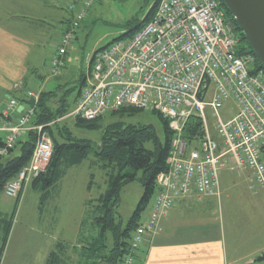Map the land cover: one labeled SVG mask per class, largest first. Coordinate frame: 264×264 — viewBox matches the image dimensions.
<instances>
[{
  "label": "built area",
  "instance_id": "built-area-1",
  "mask_svg": "<svg viewBox=\"0 0 264 264\" xmlns=\"http://www.w3.org/2000/svg\"><path fill=\"white\" fill-rule=\"evenodd\" d=\"M97 1L56 0L71 17L51 61L52 75L62 72L67 48ZM237 47L218 0H160L153 19L130 39L93 54L73 115L92 122L124 109L149 111L167 121L173 134L168 169L156 177L149 215L133 234L125 264H134L143 236L155 237L182 198L220 196L219 173L228 159L232 174L246 176L250 189L264 194V70ZM26 98L38 99L33 92ZM228 100L237 112L224 121L218 111ZM17 107L10 99L0 109L5 122L0 157L24 134L34 133L35 141L27 166L3 190L9 198L44 172L52 157L48 132L32 123L33 109L14 117ZM206 108L213 112V131ZM192 116L201 119L202 135L188 142L182 131Z\"/></svg>",
  "mask_w": 264,
  "mask_h": 264
},
{
  "label": "rangeland",
  "instance_id": "rangeland-1",
  "mask_svg": "<svg viewBox=\"0 0 264 264\" xmlns=\"http://www.w3.org/2000/svg\"><path fill=\"white\" fill-rule=\"evenodd\" d=\"M4 1L6 0H0V5ZM151 6L152 2L146 3L145 0H98L79 28L77 38L75 37L76 39L67 48L63 58L64 68L59 76L52 75L51 61L57 54L58 41L61 34L58 39H46L44 51L48 52V58L36 66L39 73L45 78L50 77V81L42 85L40 82L30 78L28 85L32 89H26L25 84L21 85V88L26 91L25 97H27L29 92H33L39 97L41 90L43 92L55 90V92H59L57 94L58 99L49 102V106L53 110L59 108L58 101L63 95L65 87L70 90L65 96L67 111L63 117L49 124L57 123V128L55 127L52 130L53 133L57 135L60 130L65 135L69 134V138L73 140H82L94 146L101 141L104 129L119 118L124 125H151L155 129L159 141L164 144L165 137L162 122L157 114L153 112L141 111L133 115L123 114L122 116L107 114L97 121L96 128L92 129L78 126L73 115L77 105L75 100L79 91L78 81L88 79L89 62L93 54L118 40L127 31L128 27L133 26L147 15ZM65 17L70 19L71 15H68L67 18V13H65ZM65 24L67 25V23ZM17 46L21 48L23 41L18 43ZM19 63L20 58L15 56L14 46L10 47L8 40L1 43L0 86L7 84L9 77L14 74L15 68ZM21 90L17 87V92H1L3 96H0V102L1 100L6 102L0 106V109L5 106L11 96L21 98L20 93H18ZM19 104L18 102L16 111L19 108ZM21 106L25 107L22 101ZM28 108L30 107L28 106ZM27 109L24 111L25 113ZM236 112L235 105L231 100H228L219 108L218 114L224 121H228L236 115ZM23 113L19 114V116ZM205 116L209 128L213 131L214 119L212 110L206 108ZM2 123L4 125L5 122ZM0 133L2 138L5 132ZM26 136L27 134L20 136L13 147L15 148ZM50 142L52 143V139ZM10 152L1 158L6 159L7 157L10 159L19 153L17 148L12 153ZM88 163L89 161L67 170L66 175L51 190L48 203L42 204L40 193L31 188V182L34 178L24 181L13 198L5 197L4 193L0 194V216L12 222L0 264H44L48 254L57 243L73 244L77 241L79 224L84 217V201L89 196L93 199L97 198L105 188L103 185L104 178L96 175L95 183L98 188L93 190L91 194L87 192ZM229 165L230 160L228 159L225 163L226 168L219 173L221 185V218L219 219V224H221L222 234L225 236L226 242L233 243L238 231L245 228L246 223L255 216L252 199L257 195L256 199L262 197L264 201V196L261 191L250 189V182L246 176L232 174L228 170ZM137 176L139 177L140 173ZM13 179L15 177L11 180ZM142 194L143 187L138 181L122 186L117 212L123 226L126 225L133 214ZM150 207L151 203L143 213L142 220H146ZM3 221L0 218V240L3 235ZM149 237L151 236H143L144 239Z\"/></svg>",
  "mask_w": 264,
  "mask_h": 264
},
{
  "label": "trees",
  "instance_id": "trees-1",
  "mask_svg": "<svg viewBox=\"0 0 264 264\" xmlns=\"http://www.w3.org/2000/svg\"><path fill=\"white\" fill-rule=\"evenodd\" d=\"M145 2H152L147 15L133 26L128 27L118 40L130 39L153 19L160 0H145ZM219 4L225 17L232 23L238 38L237 53L253 55L256 67L263 69L230 14L220 1ZM69 22L70 19L67 24ZM84 85V79L78 81L79 91L75 101L78 100ZM55 91L41 92L32 111V123L44 127L52 139V157L45 171L32 179L31 188L40 193L42 204L48 203L51 190L66 175L67 170L88 161L87 192L91 194L98 188L95 183L96 175L104 178L105 188L97 198L93 199L89 196L84 201V217L79 224L77 241L73 244L57 243L48 254L44 264H125L126 257L130 253L133 234L136 228L142 224V215L150 206L152 198L157 192L156 177L168 169L166 162L170 154L173 134L169 130L168 122L153 112L162 122L164 144L159 141L155 129L151 125H124L119 118L104 129L98 145L91 146L88 142L73 140L69 138V134L65 135L60 130L56 135L52 130L57 128V123L49 124L63 117L67 111L65 96L70 90L65 87L63 95L58 101L59 108L53 110L49 106V102L58 99L59 92ZM138 112L141 110L124 109L110 115H133ZM102 118L92 122L81 120L78 117H75V120L78 126L92 129L96 128V122ZM201 135V119L197 116L190 117L183 128L182 137L191 142ZM1 141L0 137V145ZM34 141L35 134L29 133L11 150L10 153L17 148L19 152L17 156L10 159L0 157V194H3L6 184L28 164L34 148ZM138 173H140L139 177ZM134 181L142 184L143 194L133 214L123 226L117 212L120 192L122 186ZM0 218L4 220L3 235L0 240L1 263L12 222L9 219H4L3 216ZM142 243L137 250L138 254ZM137 258L138 256H136L135 262ZM263 259L264 257H261L259 260Z\"/></svg>",
  "mask_w": 264,
  "mask_h": 264
},
{
  "label": "crops",
  "instance_id": "crops-1",
  "mask_svg": "<svg viewBox=\"0 0 264 264\" xmlns=\"http://www.w3.org/2000/svg\"><path fill=\"white\" fill-rule=\"evenodd\" d=\"M65 13L68 18L70 13L63 5H57L56 0H6L1 3L0 50L1 43L8 40L10 47L14 46V54L20 58V63L7 84L0 86V96H3L1 92H17V87L21 90L24 84L31 90L28 85L30 78L42 85L50 81L49 76L45 78L39 73L36 65L48 58V52L44 51L46 39H58L69 25L65 24L68 22ZM21 41L23 46L19 48L17 45ZM25 92L24 89L18 91L21 98H10L20 103L14 117L28 108ZM21 101L25 107L21 106ZM4 102L1 100L0 106ZM2 122L4 117L0 113V129ZM219 191V197L192 195L182 198L161 223L158 235L144 239L134 264H264V259L259 260L264 257L263 198L254 196L255 216L233 237V243H227L219 224L221 185Z\"/></svg>",
  "mask_w": 264,
  "mask_h": 264
},
{
  "label": "water",
  "instance_id": "water-1",
  "mask_svg": "<svg viewBox=\"0 0 264 264\" xmlns=\"http://www.w3.org/2000/svg\"><path fill=\"white\" fill-rule=\"evenodd\" d=\"M236 23L264 70V0H219ZM26 104L35 108V100Z\"/></svg>",
  "mask_w": 264,
  "mask_h": 264
}]
</instances>
